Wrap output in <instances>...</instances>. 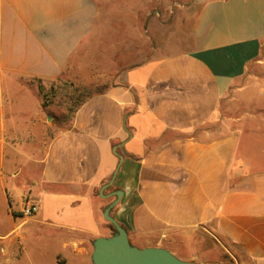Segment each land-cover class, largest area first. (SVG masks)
Instances as JSON below:
<instances>
[{
	"label": "crops",
	"instance_id": "obj_1",
	"mask_svg": "<svg viewBox=\"0 0 264 264\" xmlns=\"http://www.w3.org/2000/svg\"><path fill=\"white\" fill-rule=\"evenodd\" d=\"M100 3L0 0V264H93L115 191L111 215L138 248L264 264V0L136 1L177 6L154 26L155 56L88 98L19 181L12 118L40 113L25 83L80 66ZM27 201L39 211L23 218Z\"/></svg>",
	"mask_w": 264,
	"mask_h": 264
},
{
	"label": "rangeland",
	"instance_id": "obj_2",
	"mask_svg": "<svg viewBox=\"0 0 264 264\" xmlns=\"http://www.w3.org/2000/svg\"><path fill=\"white\" fill-rule=\"evenodd\" d=\"M100 1L96 34L91 38L90 53L80 66L70 67L57 81L25 83L31 91L30 109L40 113L32 116V113H17L12 118L16 125L21 123L25 126L23 133L16 131L11 134L20 154L17 165L21 169L19 181L22 184L31 176L38 175L35 160L41 159L54 135L71 126L88 98L106 91L124 70L155 56L159 44L153 36L154 26L169 25L168 15H172L173 8L177 7L135 4L138 0ZM161 33L164 34L163 31ZM13 105L14 108L20 106L19 102H13ZM36 243L29 245L31 254L36 253L39 242Z\"/></svg>",
	"mask_w": 264,
	"mask_h": 264
},
{
	"label": "water",
	"instance_id": "obj_3",
	"mask_svg": "<svg viewBox=\"0 0 264 264\" xmlns=\"http://www.w3.org/2000/svg\"><path fill=\"white\" fill-rule=\"evenodd\" d=\"M106 187L101 192L104 197L106 196L103 191ZM111 196L115 200L105 209L103 216L115 231L111 237H100L94 241L91 256L93 264H195L181 260L166 248H138L131 244L128 231L111 215V211L121 200L122 192L115 191Z\"/></svg>",
	"mask_w": 264,
	"mask_h": 264
},
{
	"label": "built area",
	"instance_id": "obj_4",
	"mask_svg": "<svg viewBox=\"0 0 264 264\" xmlns=\"http://www.w3.org/2000/svg\"><path fill=\"white\" fill-rule=\"evenodd\" d=\"M39 211V204L33 201H27L23 204L21 217L26 218L35 215Z\"/></svg>",
	"mask_w": 264,
	"mask_h": 264
},
{
	"label": "trees",
	"instance_id": "obj_5",
	"mask_svg": "<svg viewBox=\"0 0 264 264\" xmlns=\"http://www.w3.org/2000/svg\"><path fill=\"white\" fill-rule=\"evenodd\" d=\"M112 226V225H111ZM113 231H115L114 227L112 226Z\"/></svg>",
	"mask_w": 264,
	"mask_h": 264
}]
</instances>
